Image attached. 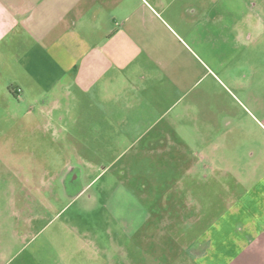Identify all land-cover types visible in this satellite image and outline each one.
<instances>
[{
  "label": "rangeland",
  "instance_id": "obj_1",
  "mask_svg": "<svg viewBox=\"0 0 264 264\" xmlns=\"http://www.w3.org/2000/svg\"><path fill=\"white\" fill-rule=\"evenodd\" d=\"M201 1L212 5L210 21L193 24L186 11L173 24L181 100L158 125L168 138L160 149L130 133L133 125L108 123L91 93L57 92L52 112L39 101L1 104L0 247L19 248L10 263L201 264L206 230L226 201L219 176L186 171L190 156L173 150L172 129L188 144L192 127L211 121L215 131L228 117L238 123L230 137L250 139L264 89V27L242 10L248 0ZM244 161L227 157L235 167Z\"/></svg>",
  "mask_w": 264,
  "mask_h": 264
},
{
  "label": "crops",
  "instance_id": "obj_2",
  "mask_svg": "<svg viewBox=\"0 0 264 264\" xmlns=\"http://www.w3.org/2000/svg\"><path fill=\"white\" fill-rule=\"evenodd\" d=\"M201 2L0 0V106L39 101L41 108L52 112L60 104L57 92L91 93L93 106L103 110L108 123L133 125L130 133L144 137L152 150L160 149L168 138L166 128L158 125L181 100L176 97L180 90L172 62L173 43H180L181 36L174 25L186 11L193 24L210 21L212 5ZM241 7L257 13L256 27H264L259 16L264 0H248ZM256 93L261 99L253 101L255 112L249 111L256 128L250 139L245 131L230 137L238 123L228 117L215 123V131L211 121L203 129L192 127L188 144L172 129L173 150L190 156L186 171H205L209 180L219 176L217 187L226 201L206 230L204 249L196 256L201 264H264V89L260 83ZM176 120L173 117L168 123ZM230 156L242 157L243 167L227 164ZM15 249L0 247V264H21L10 263L19 251Z\"/></svg>",
  "mask_w": 264,
  "mask_h": 264
}]
</instances>
